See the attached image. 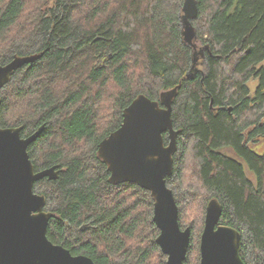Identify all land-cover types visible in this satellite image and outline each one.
<instances>
[{
	"label": "trees",
	"instance_id": "16d2710c",
	"mask_svg": "<svg viewBox=\"0 0 264 264\" xmlns=\"http://www.w3.org/2000/svg\"><path fill=\"white\" fill-rule=\"evenodd\" d=\"M182 2L0 0V64L42 52L0 90V127L22 126L28 136L44 125L28 154L36 170L60 169L33 186L55 214L46 235L96 264H167L150 192L134 182L111 184L96 152L138 94L158 100L178 84L177 150L166 182L180 226L191 227L185 263L199 264L205 208L216 197L220 222L241 233L244 262L264 264V148H252L264 140V65L257 66L264 0H196L195 42L205 67L197 61L193 78L186 76L193 49L181 36ZM251 77L258 79L254 96Z\"/></svg>",
	"mask_w": 264,
	"mask_h": 264
},
{
	"label": "water",
	"instance_id": "95a60500",
	"mask_svg": "<svg viewBox=\"0 0 264 264\" xmlns=\"http://www.w3.org/2000/svg\"><path fill=\"white\" fill-rule=\"evenodd\" d=\"M198 15L196 0H183L180 15L181 36L193 49L192 65L187 78H193L196 67L197 37L193 20ZM42 52L15 54L0 64V90L14 72L24 64L40 58ZM180 84L162 90L158 100L138 94L122 112V122L98 144L96 155L106 164L111 184L134 182L147 189L153 199V221L159 234L155 241L167 264H186L191 227H181L179 208L166 178L173 172V154L177 150L178 130L171 113L173 99ZM0 97V104H1ZM39 126L22 136V126L0 127V264H96L90 257L73 255L46 235L49 220L55 216L46 210V196L34 191V183L44 177L56 179L58 165L36 170L29 158L28 146L43 130ZM167 133L168 142H164ZM222 205L211 198L205 208L200 235L199 264H246L241 257V233L222 224Z\"/></svg>",
	"mask_w": 264,
	"mask_h": 264
},
{
	"label": "rangeland",
	"instance_id": "374dc122",
	"mask_svg": "<svg viewBox=\"0 0 264 264\" xmlns=\"http://www.w3.org/2000/svg\"><path fill=\"white\" fill-rule=\"evenodd\" d=\"M50 4H51V2H50ZM196 44H198V46H200V43L198 41L196 42ZM199 60L202 63L201 65L199 64L200 65L199 67L203 69L205 67V62H203V59H201L200 54H199L198 61ZM262 65H264V59L257 66L260 67ZM246 84H247L248 89H249V95L254 96L256 87L258 85V79L256 77H251L247 80ZM252 148L255 149L256 151H258L259 153H261L263 151L262 149L264 148V140H262V139L259 140V142H256L252 146Z\"/></svg>",
	"mask_w": 264,
	"mask_h": 264
},
{
	"label": "flooded vegetation",
	"instance_id": "af4514ba",
	"mask_svg": "<svg viewBox=\"0 0 264 264\" xmlns=\"http://www.w3.org/2000/svg\"><path fill=\"white\" fill-rule=\"evenodd\" d=\"M73 255H75V254H73Z\"/></svg>",
	"mask_w": 264,
	"mask_h": 264
}]
</instances>
